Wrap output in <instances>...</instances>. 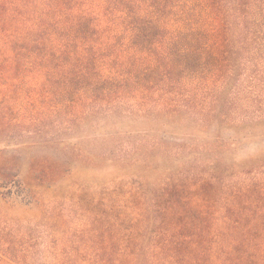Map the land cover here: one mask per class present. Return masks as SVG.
I'll use <instances>...</instances> for the list:
<instances>
[{
  "label": "trees",
  "instance_id": "obj_1",
  "mask_svg": "<svg viewBox=\"0 0 264 264\" xmlns=\"http://www.w3.org/2000/svg\"><path fill=\"white\" fill-rule=\"evenodd\" d=\"M0 86L128 124L110 160L145 170L0 234V264H264V158L234 155L264 142V0H0Z\"/></svg>",
  "mask_w": 264,
  "mask_h": 264
},
{
  "label": "rangeland",
  "instance_id": "obj_2",
  "mask_svg": "<svg viewBox=\"0 0 264 264\" xmlns=\"http://www.w3.org/2000/svg\"><path fill=\"white\" fill-rule=\"evenodd\" d=\"M4 96L22 101L4 103ZM37 96L34 90L1 92L0 86V234H18L15 226L21 222L41 224L48 211L68 208L82 190L93 193L113 180L127 183L145 173L142 154L134 157L137 165L121 169L110 160L119 157L121 144L136 147L142 139L129 135L128 124L89 112L68 118L66 110L31 103ZM112 135V143L120 142L117 151L110 145ZM234 155L241 163L264 158V142H246ZM16 184L23 190L19 198Z\"/></svg>",
  "mask_w": 264,
  "mask_h": 264
}]
</instances>
